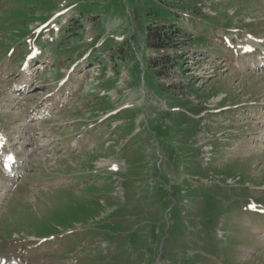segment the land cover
Returning a JSON list of instances; mask_svg holds the SVG:
<instances>
[{
	"label": "rangeland",
	"instance_id": "rangeland-1",
	"mask_svg": "<svg viewBox=\"0 0 264 264\" xmlns=\"http://www.w3.org/2000/svg\"><path fill=\"white\" fill-rule=\"evenodd\" d=\"M164 23L175 45L146 48ZM263 44L264 0H0V135L27 172L0 253L264 264Z\"/></svg>",
	"mask_w": 264,
	"mask_h": 264
},
{
	"label": "trees",
	"instance_id": "trees-1",
	"mask_svg": "<svg viewBox=\"0 0 264 264\" xmlns=\"http://www.w3.org/2000/svg\"><path fill=\"white\" fill-rule=\"evenodd\" d=\"M180 34L182 33L169 28V24L167 23H164L159 27L156 26L154 28L147 26L145 38L146 46L154 51L171 49V47H173L175 45L174 43H176L177 41L176 37H179ZM158 61L159 62H153V64L151 65L152 67H157L159 69L156 70L157 73L164 71L161 68L164 69V67H171L173 65V57L170 56H164L162 60Z\"/></svg>",
	"mask_w": 264,
	"mask_h": 264
},
{
	"label": "bare ground",
	"instance_id": "bare-ground-1",
	"mask_svg": "<svg viewBox=\"0 0 264 264\" xmlns=\"http://www.w3.org/2000/svg\"><path fill=\"white\" fill-rule=\"evenodd\" d=\"M14 264V263H13Z\"/></svg>",
	"mask_w": 264,
	"mask_h": 264
}]
</instances>
